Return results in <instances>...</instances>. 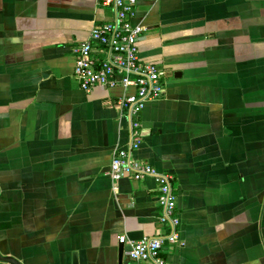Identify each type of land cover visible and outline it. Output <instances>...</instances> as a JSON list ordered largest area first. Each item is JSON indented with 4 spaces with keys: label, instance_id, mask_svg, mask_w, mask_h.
I'll list each match as a JSON object with an SVG mask.
<instances>
[{
    "label": "crops",
    "instance_id": "0c3cea01",
    "mask_svg": "<svg viewBox=\"0 0 264 264\" xmlns=\"http://www.w3.org/2000/svg\"><path fill=\"white\" fill-rule=\"evenodd\" d=\"M97 0H0V264H134L155 236L152 179L112 182L129 144L119 88L85 93L73 47ZM140 59L165 71L134 157L174 177L171 264H264V0H140ZM126 237L119 258L118 238Z\"/></svg>",
    "mask_w": 264,
    "mask_h": 264
},
{
    "label": "built area",
    "instance_id": "2783aa9c",
    "mask_svg": "<svg viewBox=\"0 0 264 264\" xmlns=\"http://www.w3.org/2000/svg\"><path fill=\"white\" fill-rule=\"evenodd\" d=\"M139 1L97 0L100 7L113 11V19L94 26L88 38L73 47V76L85 93L97 87L122 90L116 105L120 117L128 122L129 144L113 151L109 177L115 183L123 178L136 182L152 179L159 191L158 223L168 229L167 233L158 231L155 236L128 241L125 254L134 264H171L163 255L164 247L182 245L174 177L159 173L134 157L142 142L140 116L147 103L163 96L166 75L157 65L140 59L137 44L144 29L133 24ZM145 1L154 3L159 0ZM118 243L124 245L126 237L120 236Z\"/></svg>",
    "mask_w": 264,
    "mask_h": 264
},
{
    "label": "water",
    "instance_id": "95a60500",
    "mask_svg": "<svg viewBox=\"0 0 264 264\" xmlns=\"http://www.w3.org/2000/svg\"><path fill=\"white\" fill-rule=\"evenodd\" d=\"M122 253H123V245H120V248H119V258L122 257ZM73 264H78L77 259H76V256H74V258H73Z\"/></svg>",
    "mask_w": 264,
    "mask_h": 264
}]
</instances>
